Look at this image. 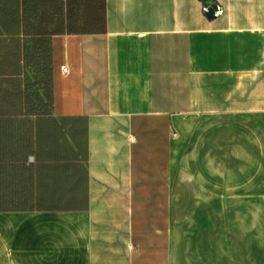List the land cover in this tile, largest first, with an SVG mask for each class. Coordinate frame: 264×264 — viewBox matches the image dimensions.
Masks as SVG:
<instances>
[{"label": "crops", "instance_id": "0c3cea01", "mask_svg": "<svg viewBox=\"0 0 264 264\" xmlns=\"http://www.w3.org/2000/svg\"><path fill=\"white\" fill-rule=\"evenodd\" d=\"M104 3L103 29L37 32L47 105L23 20L86 0H0V91L36 94L0 164V264H264V0Z\"/></svg>", "mask_w": 264, "mask_h": 264}, {"label": "trees", "instance_id": "16d2710c", "mask_svg": "<svg viewBox=\"0 0 264 264\" xmlns=\"http://www.w3.org/2000/svg\"><path fill=\"white\" fill-rule=\"evenodd\" d=\"M91 4H85V16L82 18L63 19H41L31 20L25 18L24 31V59L26 64L32 68L33 73L41 75L47 85L44 90V98L47 105L50 104V35L37 32L61 31L65 27L68 31H95L103 29L105 24V3L100 0L99 6L95 4L92 14ZM34 85V83H33ZM36 95V94H34ZM26 104L30 103L31 97L25 94ZM37 98L41 99L37 94ZM31 120L28 116L0 115V164L13 163L28 154ZM1 167V165H0ZM3 197V196H1Z\"/></svg>", "mask_w": 264, "mask_h": 264}, {"label": "rangeland", "instance_id": "374dc122", "mask_svg": "<svg viewBox=\"0 0 264 264\" xmlns=\"http://www.w3.org/2000/svg\"><path fill=\"white\" fill-rule=\"evenodd\" d=\"M32 87L33 85L31 83L29 90L25 92L31 98L35 96ZM23 97L25 96H23L22 91H0V111L9 112L8 115L10 116H20L23 107L26 106L23 104Z\"/></svg>", "mask_w": 264, "mask_h": 264}, {"label": "built area", "instance_id": "2783aa9c", "mask_svg": "<svg viewBox=\"0 0 264 264\" xmlns=\"http://www.w3.org/2000/svg\"><path fill=\"white\" fill-rule=\"evenodd\" d=\"M209 6H210V5H208V4H203L202 7H201L202 12L206 13V12L208 11ZM220 14H222V7L219 6V5H216V9H215V11H214V15H215V16H218V15H220ZM63 70H65V68H64ZM174 134H175V133H174Z\"/></svg>", "mask_w": 264, "mask_h": 264}, {"label": "water", "instance_id": "95a60500", "mask_svg": "<svg viewBox=\"0 0 264 264\" xmlns=\"http://www.w3.org/2000/svg\"><path fill=\"white\" fill-rule=\"evenodd\" d=\"M216 9V4H211L208 8V11L205 13L208 17H213L214 11Z\"/></svg>", "mask_w": 264, "mask_h": 264}]
</instances>
